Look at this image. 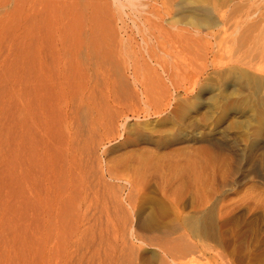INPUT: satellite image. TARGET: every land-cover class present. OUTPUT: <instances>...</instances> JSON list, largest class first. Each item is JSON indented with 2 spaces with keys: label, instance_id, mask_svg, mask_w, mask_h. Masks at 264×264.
I'll list each match as a JSON object with an SVG mask.
<instances>
[{
  "label": "rangeland",
  "instance_id": "1",
  "mask_svg": "<svg viewBox=\"0 0 264 264\" xmlns=\"http://www.w3.org/2000/svg\"><path fill=\"white\" fill-rule=\"evenodd\" d=\"M62 1L75 6L91 2ZM15 6L9 0L0 7V37L9 38L19 25ZM188 14L183 20H193L192 38L173 47L163 39L149 41L166 71L138 55L139 64L150 70L141 73L142 84L131 83V96L118 105L116 131L105 140L109 148L97 156L111 185L105 199L100 193L98 198L65 199L42 192L45 209L37 208L21 181L11 184L7 197L0 160L1 264H101L121 223H134L138 212L156 230L183 226L192 240L210 242L224 264H264V77L234 64L236 45L230 52L222 45V60L229 56L231 66L226 75L216 74L210 41L199 37L211 29L212 14ZM138 132L180 139L159 149L137 140ZM251 146L252 161L247 157ZM106 169L126 172L128 181L109 179ZM203 208L213 210V220L206 236H193L183 220ZM157 252L141 245L136 261L157 264ZM184 260L221 261L214 251L194 252Z\"/></svg>",
  "mask_w": 264,
  "mask_h": 264
},
{
  "label": "bare ground",
  "instance_id": "2",
  "mask_svg": "<svg viewBox=\"0 0 264 264\" xmlns=\"http://www.w3.org/2000/svg\"><path fill=\"white\" fill-rule=\"evenodd\" d=\"M7 1L0 0V7ZM10 1L19 25L9 38L0 37V160L6 196L11 184L21 181L37 208L45 209L47 192L65 199L109 195L111 185L97 156L109 148L105 140L116 131L118 105L131 96V83L142 84L141 73L150 70L139 64L138 55L166 71L149 41L163 39L173 47L192 38L193 20H183L188 13L212 14L211 29L199 37L210 41L216 74L226 75L231 66L229 56L222 60V45L226 52L236 45L234 64L264 77V0H90L80 6L62 0ZM136 135L159 149L180 139ZM254 151L251 146L247 153L251 161ZM106 171L109 179L128 181L126 172ZM212 220L213 210L203 208L183 223L193 236H206ZM120 227L101 264H138L141 245L158 250L157 264H187L186 256L207 251L224 264L214 245L192 240L183 226L156 230L138 212L134 223Z\"/></svg>",
  "mask_w": 264,
  "mask_h": 264
}]
</instances>
